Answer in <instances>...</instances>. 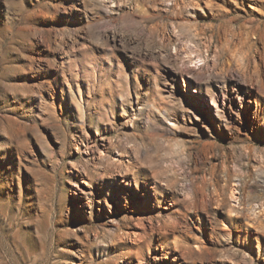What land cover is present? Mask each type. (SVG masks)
Here are the masks:
<instances>
[{
  "label": "rangeland",
  "instance_id": "1",
  "mask_svg": "<svg viewBox=\"0 0 264 264\" xmlns=\"http://www.w3.org/2000/svg\"><path fill=\"white\" fill-rule=\"evenodd\" d=\"M0 264H264V0H0Z\"/></svg>",
  "mask_w": 264,
  "mask_h": 264
},
{
  "label": "bare ground",
  "instance_id": "2",
  "mask_svg": "<svg viewBox=\"0 0 264 264\" xmlns=\"http://www.w3.org/2000/svg\"><path fill=\"white\" fill-rule=\"evenodd\" d=\"M225 1V0H224ZM227 11V10H226ZM234 32V31H233ZM236 32V31H235ZM224 33V32H223ZM226 33V32H225ZM231 36V35H230ZM238 36V35H237ZM229 42V41H228ZM197 60V59H196ZM240 100V99H239ZM242 101V100H241ZM76 187L77 188H79L77 185H76ZM234 200V199H233ZM232 207V206H231ZM230 212V211H229ZM231 213H233L232 211H231ZM256 237V236H255ZM256 241H258L257 239H256Z\"/></svg>",
  "mask_w": 264,
  "mask_h": 264
}]
</instances>
